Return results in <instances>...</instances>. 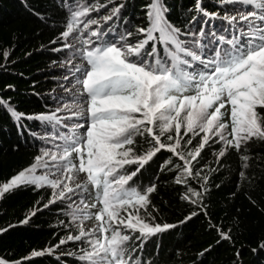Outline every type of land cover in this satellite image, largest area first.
<instances>
[{"label": "snow or ice", "instance_id": "1", "mask_svg": "<svg viewBox=\"0 0 264 264\" xmlns=\"http://www.w3.org/2000/svg\"><path fill=\"white\" fill-rule=\"evenodd\" d=\"M215 2L217 12L209 13L202 0H196L189 11L197 16L182 31L167 19L163 0H151L145 6L147 26H133V32L123 24L117 28L123 2L62 0L64 30L51 43L66 41L53 50L72 51L63 65H71V79L64 77L70 87L61 86L66 95L53 97L54 109L31 115L17 111L11 98L0 96V109L18 132L25 131L23 120L38 121L43 129H27L42 142L38 155L30 166L0 183V197L20 187L47 188L51 194L44 207L61 203L70 220H61L70 231L58 244L33 251L31 257L51 255L73 243L77 250L60 256L72 257L75 264H151L140 257L143 245L178 224L154 222L148 209L156 185L132 183L141 169L166 150L183 162L175 166L179 168L175 183L187 184L201 177L203 169L194 171L193 162L210 141L222 145L218 162L229 149L240 153L250 141L264 140V114L258 111L264 109V0ZM101 9L106 13L91 15ZM34 14L47 23L42 14ZM201 14L204 20L197 27ZM214 20L221 25L210 24ZM133 35L141 38L130 42ZM9 55L3 52L5 60ZM6 90L14 86L7 85ZM137 136L150 137L153 145L142 155L135 148ZM184 137H189L186 145L200 139L185 152ZM241 159L247 168L249 157ZM131 165H137L135 171L127 172ZM202 179V191L188 187L181 199L207 214L202 200L209 178ZM198 214L193 211L178 223ZM33 215L35 211L20 223L27 224ZM53 258L59 264L58 257ZM0 264L6 261L0 259Z\"/></svg>", "mask_w": 264, "mask_h": 264}, {"label": "trees", "instance_id": "2", "mask_svg": "<svg viewBox=\"0 0 264 264\" xmlns=\"http://www.w3.org/2000/svg\"><path fill=\"white\" fill-rule=\"evenodd\" d=\"M121 2L125 7L121 10V21L116 22L118 30L121 24L133 32V26H147L145 6L151 0H115V4ZM163 2L169 10L167 19L182 31L188 21L197 16L195 11H189L196 0ZM61 3L62 0H0V65L3 66L0 67V96L11 98L19 112L31 115L54 109L56 101L53 97L63 96L61 86L68 83L64 77H71V65H63L67 64L69 57L72 58V51L53 50L61 48L66 41L51 43L64 30L61 20L65 10L59 7ZM100 3H106V0H100ZM202 7L209 13L218 10L215 0H202ZM106 11L101 9L91 15L99 17ZM34 13L42 14L47 23ZM203 20V15H199L197 27ZM210 24L219 26L221 21H210ZM140 38L133 35L129 39L135 42ZM5 50L10 53L7 60L3 56ZM7 85L14 86V90H6ZM258 111L264 114V109ZM21 123L26 126L23 133L18 132L9 115L0 109V183L30 166L38 155L42 142L33 139L27 129L42 132V127L38 121L23 120ZM188 138L182 140V151L193 148L200 139L195 137L192 145H186L184 141ZM150 140V137H136L137 154L142 155L153 146ZM164 142L169 143L166 139ZM221 146L214 141L209 142L197 158L198 162H193L194 171L203 169L201 177L189 179L187 184L175 183L179 173L175 166H182L183 162L166 150L157 153L134 177V185H156V191L150 195L148 209L151 217L155 218L154 222L178 224L174 229L149 238L143 245L141 259L149 260L151 264H264V140L250 141L240 153L229 149L217 162ZM242 155L249 157L247 168L243 167ZM168 160L172 163L167 164ZM136 167L127 166L126 170L132 172ZM241 171L245 173L243 177L240 176ZM203 176L209 178L208 191L202 200L207 214L199 206L181 199L188 194V187L202 191ZM50 194L46 188L20 187L0 197V230L7 229L0 231V259H4L6 264H15L16 261H22V264H57L54 255L58 257L59 264H75L72 257L60 256L61 252L77 250L73 243L61 246L51 255L31 257L33 251L58 244L70 231L61 224V220L70 223L66 211L62 210L63 204L44 207ZM33 211L35 215L27 224L20 223ZM193 211L199 214L187 223H178ZM151 217L147 219L151 221ZM221 232L227 233L229 238L224 239ZM135 243L139 245L140 241Z\"/></svg>", "mask_w": 264, "mask_h": 264}, {"label": "rangeland", "instance_id": "3", "mask_svg": "<svg viewBox=\"0 0 264 264\" xmlns=\"http://www.w3.org/2000/svg\"><path fill=\"white\" fill-rule=\"evenodd\" d=\"M70 58V57H69ZM78 61L77 60H75V59H73V63H77ZM69 79H71V77L69 78ZM64 87H70V84H69V82L64 86ZM63 91V90H62ZM66 94L64 93L63 94V96H65ZM57 106V104L55 105V107ZM54 107V108H55ZM46 190H48L50 193H51V190L50 189H47L46 188ZM89 226H91V225H89Z\"/></svg>", "mask_w": 264, "mask_h": 264}]
</instances>
